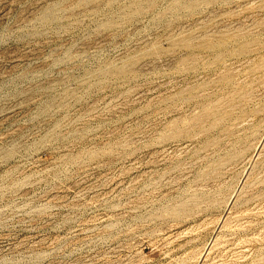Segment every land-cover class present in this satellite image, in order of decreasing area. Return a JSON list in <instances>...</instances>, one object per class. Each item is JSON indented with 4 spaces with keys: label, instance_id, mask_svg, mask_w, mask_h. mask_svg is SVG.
<instances>
[{
    "label": "rangeland",
    "instance_id": "rangeland-1",
    "mask_svg": "<svg viewBox=\"0 0 264 264\" xmlns=\"http://www.w3.org/2000/svg\"><path fill=\"white\" fill-rule=\"evenodd\" d=\"M263 60L264 0H0V264H264Z\"/></svg>",
    "mask_w": 264,
    "mask_h": 264
},
{
    "label": "bare ground",
    "instance_id": "bare-ground-1",
    "mask_svg": "<svg viewBox=\"0 0 264 264\" xmlns=\"http://www.w3.org/2000/svg\"><path fill=\"white\" fill-rule=\"evenodd\" d=\"M214 13V12H213ZM232 29V28H231ZM211 32V31H210ZM235 35V34H234ZM235 38V37H234ZM237 40V39H236ZM234 42H237V43H239L238 41H235L234 40ZM233 42V43H234ZM245 42V41H244ZM227 43V40L226 41H217L215 44V46L216 47H219L220 49L222 48V47H225V44ZM230 43V42H229ZM232 43V42H231ZM237 45V44H236ZM240 45V44H239ZM238 45V46H239ZM262 45V44H261ZM203 47H205V49H210V50H212V48H214V47H210L209 45H204ZM234 47H235V45H234ZM222 50V49H221ZM241 52H244V51H241ZM224 53V51H220V52H218L217 54H216V56H220V55H222ZM231 56L232 55H235V52H233V51H231L230 53H229ZM264 61V60H263ZM223 71H226V70H223ZM222 71V72H223ZM221 72V73H222ZM229 74H230V72H229ZM221 75V74H220ZM220 81L221 82H227L228 81V77H226V75H223V76H220ZM235 81V80H234ZM233 82V81H232ZM246 93V92H245ZM243 96V95H242ZM263 141H264V138L262 139ZM263 141L260 143V145L263 143ZM133 143V142H132ZM227 145V144H226ZM259 145V146H260ZM241 153H237V154H235V155H232L227 161H231V159L232 158H234L235 159V157H237L238 155H240ZM248 160V159H247ZM225 217V216H224ZM222 222V221H221ZM205 226V225H204ZM189 231H192V230H189ZM180 234V233H179ZM184 234V233H183ZM182 234V235H183ZM210 245V244H209ZM202 255V254H201ZM201 255H200V257H201ZM199 258V257H198ZM185 259V258H184ZM203 259V258H202ZM181 263V262H180Z\"/></svg>",
    "mask_w": 264,
    "mask_h": 264
}]
</instances>
